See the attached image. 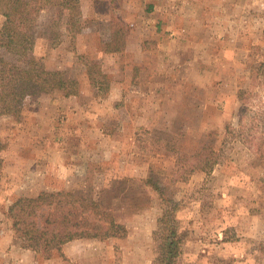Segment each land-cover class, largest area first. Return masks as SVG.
<instances>
[{
  "label": "rangeland",
  "instance_id": "rangeland-1",
  "mask_svg": "<svg viewBox=\"0 0 264 264\" xmlns=\"http://www.w3.org/2000/svg\"><path fill=\"white\" fill-rule=\"evenodd\" d=\"M43 2L32 0L25 44L0 57L79 91L35 92L20 116L0 115V264H153L168 210L182 233L175 264H264V160L238 137L240 91L264 111L253 73L264 0ZM59 190L97 200L127 234L75 239L46 258L7 212Z\"/></svg>",
  "mask_w": 264,
  "mask_h": 264
},
{
  "label": "trees",
  "instance_id": "trees-1",
  "mask_svg": "<svg viewBox=\"0 0 264 264\" xmlns=\"http://www.w3.org/2000/svg\"><path fill=\"white\" fill-rule=\"evenodd\" d=\"M74 1L44 0L41 6L66 7ZM148 9L151 11L153 5L148 6ZM34 13L32 0H0V14L4 16L0 28V47L23 46L32 29ZM253 73H256V79L264 76V56L254 67ZM57 88L66 96L77 95L79 91L77 80L62 78L57 71L30 63L20 65L0 57V115L18 117L27 96ZM247 93L246 90H241L239 94L243 107L238 123V137L264 160V111H259L261 108L253 110L247 106ZM247 116L250 121L244 124V117ZM233 130L235 127L229 124L227 134ZM7 216L12 220L16 236L25 244L34 242L38 252L46 258H51L54 252L62 251L66 243L75 239L104 240L127 234L126 226L114 220L97 200L88 201L64 190L44 196H20L9 206ZM165 216L169 221L168 234L159 245L153 264H175L180 254L182 233L178 230L173 211L168 210Z\"/></svg>",
  "mask_w": 264,
  "mask_h": 264
},
{
  "label": "crops",
  "instance_id": "crops-1",
  "mask_svg": "<svg viewBox=\"0 0 264 264\" xmlns=\"http://www.w3.org/2000/svg\"><path fill=\"white\" fill-rule=\"evenodd\" d=\"M74 241H75V242H72V241H71V243H76V242L78 241V239H77V241H76V240H74ZM85 241H89V240H85ZM67 244H68V243H67ZM69 244H70V242H69Z\"/></svg>",
  "mask_w": 264,
  "mask_h": 264
}]
</instances>
